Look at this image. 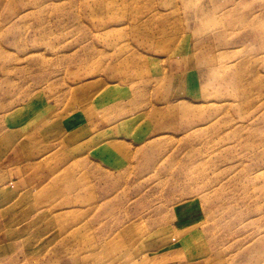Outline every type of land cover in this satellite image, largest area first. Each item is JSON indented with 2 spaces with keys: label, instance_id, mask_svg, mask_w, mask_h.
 I'll return each instance as SVG.
<instances>
[{
  "label": "rangeland",
  "instance_id": "374dc122",
  "mask_svg": "<svg viewBox=\"0 0 264 264\" xmlns=\"http://www.w3.org/2000/svg\"><path fill=\"white\" fill-rule=\"evenodd\" d=\"M0 264H264V0H0Z\"/></svg>",
  "mask_w": 264,
  "mask_h": 264
},
{
  "label": "crops",
  "instance_id": "0c3cea01",
  "mask_svg": "<svg viewBox=\"0 0 264 264\" xmlns=\"http://www.w3.org/2000/svg\"><path fill=\"white\" fill-rule=\"evenodd\" d=\"M12 170H14V172H12ZM6 173V176L10 175V179L8 180V183L4 184L2 186V189L6 192V191H10L9 189L19 192L20 190L22 191L23 189H26L28 184L27 181L25 183V176L23 174V169L22 166L19 165L17 167V169H7L4 171ZM14 177V178H12ZM8 178V177H7Z\"/></svg>",
  "mask_w": 264,
  "mask_h": 264
}]
</instances>
